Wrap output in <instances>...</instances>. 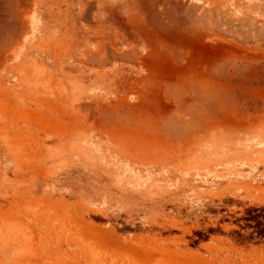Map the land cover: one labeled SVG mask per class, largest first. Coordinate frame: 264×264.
Masks as SVG:
<instances>
[{"label":"rangeland","instance_id":"374dc122","mask_svg":"<svg viewBox=\"0 0 264 264\" xmlns=\"http://www.w3.org/2000/svg\"><path fill=\"white\" fill-rule=\"evenodd\" d=\"M8 1L0 2L7 39L24 23ZM8 63L0 68V264H264V238L251 239L242 220L264 208V129L240 128L221 150L148 157L115 129L132 103L39 90Z\"/></svg>","mask_w":264,"mask_h":264},{"label":"bare ground","instance_id":"6f19581e","mask_svg":"<svg viewBox=\"0 0 264 264\" xmlns=\"http://www.w3.org/2000/svg\"><path fill=\"white\" fill-rule=\"evenodd\" d=\"M7 4L25 11L19 10L25 24L17 34L15 25L9 39V31H0V68L7 62L5 67L13 68L19 62L44 21L42 10L47 6L55 11L49 18L54 32H59L61 21L85 26L81 54L86 72L97 65L92 62L97 54L89 52L95 34L117 43L111 57L117 60L113 69L119 76L118 88L108 93L89 89L85 94L102 103H132L124 111L127 124L118 121L115 128L116 114L111 124L131 144L136 139L134 147L148 157L151 150H221L240 128L253 127L254 134L264 129V0H10ZM14 20L19 21L17 16ZM109 50L106 45V53Z\"/></svg>","mask_w":264,"mask_h":264},{"label":"crops","instance_id":"0c3cea01","mask_svg":"<svg viewBox=\"0 0 264 264\" xmlns=\"http://www.w3.org/2000/svg\"><path fill=\"white\" fill-rule=\"evenodd\" d=\"M53 12L55 11L48 6L42 10V18L44 21L39 25L35 36L32 37L31 44L28 45L27 50L22 54L19 62L15 64L13 68H8L11 70L10 72H14L15 75H21L20 79L24 75H31L33 84L38 85L37 89L39 90L75 91L80 92V96H83L82 98L85 99L88 97L85 93L89 89L115 91L118 88L119 76L117 75L116 69H113L117 60H115L113 56L111 57V55H116L118 49L117 43L112 38L109 39L102 35L97 38V34H95V38L92 37L91 40L93 47L89 52L95 55L97 54L99 58L94 55L96 59L94 58L92 62L95 63L96 60L97 65L94 64L96 67L90 65V71L86 72L84 70L85 64L82 62L84 55L81 54L84 50L83 43L87 36L85 34L86 31H82L85 26L80 22H77L76 25H72L70 22L61 21V23H59V32H54V23L49 20L50 14ZM93 28L95 29L96 25ZM103 31V29L98 30L97 33H103ZM59 40L61 41L59 42ZM21 43H23V41H21ZM106 45L108 46V50L110 49L109 53L111 50L114 51L110 55L106 53L108 52L106 51ZM102 48L104 50H102ZM104 57L107 60H104ZM101 58V61L104 60L105 64L108 62L107 66L104 64V67V61H100L101 63L99 62ZM54 60H56L57 63H55L59 68L54 63ZM68 68H72V71L68 70ZM20 81H23V79ZM64 84L68 86L69 89L68 87L66 88ZM63 99H66V96H63ZM87 100L93 102L96 99L89 100V98H87Z\"/></svg>","mask_w":264,"mask_h":264},{"label":"trees","instance_id":"16d2710c","mask_svg":"<svg viewBox=\"0 0 264 264\" xmlns=\"http://www.w3.org/2000/svg\"><path fill=\"white\" fill-rule=\"evenodd\" d=\"M246 222L243 229H250L251 239L264 238V208L262 209H247L246 215L242 218ZM200 235V234H199Z\"/></svg>","mask_w":264,"mask_h":264}]
</instances>
